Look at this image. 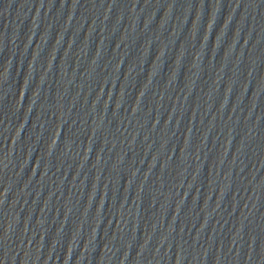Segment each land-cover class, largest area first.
Here are the masks:
<instances>
[{"label": "water", "instance_id": "water-1", "mask_svg": "<svg viewBox=\"0 0 264 264\" xmlns=\"http://www.w3.org/2000/svg\"><path fill=\"white\" fill-rule=\"evenodd\" d=\"M0 264H264V0H0Z\"/></svg>", "mask_w": 264, "mask_h": 264}]
</instances>
